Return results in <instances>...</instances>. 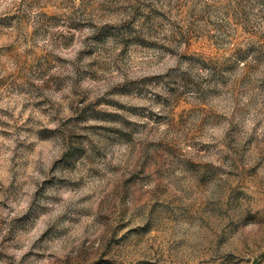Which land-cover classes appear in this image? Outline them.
<instances>
[{
  "label": "clouds",
  "instance_id": "clouds-1",
  "mask_svg": "<svg viewBox=\"0 0 264 264\" xmlns=\"http://www.w3.org/2000/svg\"><path fill=\"white\" fill-rule=\"evenodd\" d=\"M0 264H264V0H0Z\"/></svg>",
  "mask_w": 264,
  "mask_h": 264
}]
</instances>
